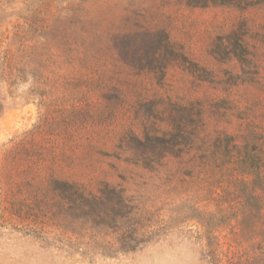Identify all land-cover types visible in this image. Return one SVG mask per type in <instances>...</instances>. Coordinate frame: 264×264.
<instances>
[{"label": "rangeland", "instance_id": "1", "mask_svg": "<svg viewBox=\"0 0 264 264\" xmlns=\"http://www.w3.org/2000/svg\"><path fill=\"white\" fill-rule=\"evenodd\" d=\"M0 264H264V0H0Z\"/></svg>", "mask_w": 264, "mask_h": 264}]
</instances>
